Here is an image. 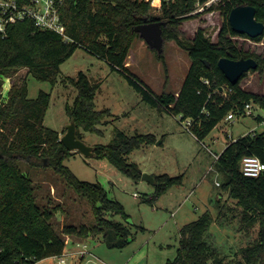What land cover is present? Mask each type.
Returning a JSON list of instances; mask_svg holds the SVG:
<instances>
[{
	"label": "trees",
	"instance_id": "obj_1",
	"mask_svg": "<svg viewBox=\"0 0 264 264\" xmlns=\"http://www.w3.org/2000/svg\"><path fill=\"white\" fill-rule=\"evenodd\" d=\"M198 1L203 0H161L158 13H152L150 0H63L60 15L68 40L56 31L37 27L29 18L8 24L4 33L0 31V264H32L46 256L61 255L67 234L87 237L98 233L108 246H120L130 240L128 214L123 204L110 197L101 183L78 178L64 163L73 151L63 144L56 129L43 123L50 93L39 90L36 97H29L27 77L12 83L6 93H2V76L26 67L28 74L53 82L60 71V63L81 46L120 71L150 104L187 118L188 129L198 139L204 138L228 112L240 113L248 101L264 109V93L246 90L239 81L230 82L217 65L218 58L223 55L231 58L252 56L257 61L254 69L264 71V56L239 47L233 36H249L233 30L228 20L230 9L244 3L253 5L255 17L264 21V0H220L218 7L224 19L215 41L202 27L191 38L184 37L179 28L183 19L196 14L193 10ZM156 19L164 21L161 25L163 42L174 39L190 58L177 93L153 91L132 74L126 64L134 37H141L135 25ZM261 37L250 38L260 40ZM150 48L162 58V51ZM74 83L77 93L72 104L66 105V110L75 121L76 134L81 138L79 128L95 131L96 124L109 111L95 108L97 84L92 83L85 72L80 70ZM153 138L152 133L127 135L117 130L107 143L92 145L93 155L106 156L125 174L139 179L140 168L134 161H128L126 155ZM246 154H255L264 161V130L232 137L218 153L215 163L225 173L219 184L240 206L242 224L249 228L255 221L259 223L257 239L239 247L240 254L246 264H264V171L256 176L244 174L240 161ZM22 161L50 166L87 199L93 223H68L61 231L56 230L51 221L54 211L36 203L34 184L24 172ZM176 181L175 176L166 172L155 174L152 198ZM219 201L220 197L216 218L224 207ZM108 214H120L122 220ZM211 220L212 215L206 209L182 224L176 253L165 264H226L209 239Z\"/></svg>",
	"mask_w": 264,
	"mask_h": 264
},
{
	"label": "rangeland",
	"instance_id": "obj_2",
	"mask_svg": "<svg viewBox=\"0 0 264 264\" xmlns=\"http://www.w3.org/2000/svg\"><path fill=\"white\" fill-rule=\"evenodd\" d=\"M151 5V12L158 13L159 6ZM222 19L218 4L212 5V8H203L194 16L183 19L179 28L184 37L191 38L202 27L205 34L215 41ZM261 35L260 40L242 35L233 36V39L244 50L264 56V34ZM126 64L128 70L153 91L177 93L190 58L174 39H165L160 59L142 37L136 36L129 48ZM80 70L92 83L97 84L95 108H107L109 111L96 124L95 131L79 128L81 139L95 145L107 143L117 130L127 135L152 133L153 140L134 148L126 159L134 161L141 172L152 175L166 172L177 180L152 198L154 182L132 178L106 156H88L72 150L64 163L78 178L101 183L110 197L123 204L128 214L129 241L120 246H108L100 234H90L85 241L87 249L108 264H165L176 253L179 227L207 209L212 215L209 239L217 246L226 264H246L239 247L252 244L257 239L259 223L255 221L246 228L240 221V206L217 183L224 180L225 173L218 169L213 153L218 154L227 141L250 131L253 126H256V131L264 130V124L255 118L257 113L264 115V109L250 101L253 103L252 115H235L230 120L224 117L204 138L198 139L187 128V118L182 119L179 113L174 114L150 104L120 71L81 46L60 63L55 81L37 78L28 74L26 67H20L2 76V93L24 77H27L29 97H36L39 90L49 92L43 123L61 135L71 120L66 105L72 104L77 93L74 80ZM239 84L246 90L264 93V71L249 69L240 78ZM21 166L33 181L36 203L42 208L53 209L51 221L56 230L61 231L63 225L68 223H93L87 199L50 166L34 165L27 161H22ZM219 197V203L224 207L220 217L216 218ZM108 216L122 220L120 214ZM67 238L64 252L68 254L62 264H93L87 259L92 257L90 255L81 261L78 253L73 256L79 249L76 240H85L86 237L82 239L67 234ZM57 259V256L51 255L32 264H59Z\"/></svg>",
	"mask_w": 264,
	"mask_h": 264
},
{
	"label": "built area",
	"instance_id": "obj_3",
	"mask_svg": "<svg viewBox=\"0 0 264 264\" xmlns=\"http://www.w3.org/2000/svg\"><path fill=\"white\" fill-rule=\"evenodd\" d=\"M152 1L153 0H150V3L153 4ZM219 1L220 0L198 1L194 11H200L211 5H217ZM62 2L63 0H0V31L4 33L8 24L16 22L17 20L29 18L33 20L37 27L56 31L61 34L64 39L68 40L69 36L66 33L65 25L60 15ZM160 2L161 0H158L156 6H160ZM252 105L253 103L248 101L244 104L243 110L240 113L236 114L234 111H230L226 114L225 118L230 120L235 115H252ZM257 114L260 115L258 118L259 123L264 124V115H261L260 113ZM186 126L188 128L189 120H187ZM255 130L256 128L253 127L250 131L253 132ZM213 156L217 158L218 154L214 152ZM240 167L244 174L256 176L264 171V161L255 154H246L240 161ZM217 183L219 182L217 181ZM76 253L80 256L89 254L92 256L89 257V260L92 261L93 264H108L92 254L87 249L86 244L82 243L79 249L76 250ZM67 254L68 253L63 252L61 255H58V261L62 263L65 262Z\"/></svg>",
	"mask_w": 264,
	"mask_h": 264
},
{
	"label": "water",
	"instance_id": "obj_4",
	"mask_svg": "<svg viewBox=\"0 0 264 264\" xmlns=\"http://www.w3.org/2000/svg\"><path fill=\"white\" fill-rule=\"evenodd\" d=\"M224 19V18H223ZM229 23L233 30L239 33H245L249 37L264 34V21L255 17V7L250 4L240 3L233 6L228 15ZM162 20H150L135 25V30L150 47H154L158 52L163 49ZM218 67L225 74L227 79L235 83L239 81L243 73L249 69L257 67V61L252 56L231 58L229 56H220L217 60ZM60 140L69 150H77L84 155H93V146L85 143L76 134V124L70 120L66 125V130L60 135ZM141 178L154 182V175L142 172Z\"/></svg>",
	"mask_w": 264,
	"mask_h": 264
},
{
	"label": "crops",
	"instance_id": "obj_5",
	"mask_svg": "<svg viewBox=\"0 0 264 264\" xmlns=\"http://www.w3.org/2000/svg\"><path fill=\"white\" fill-rule=\"evenodd\" d=\"M261 115H262V114H261ZM253 127L256 128V126H253ZM253 127H252V128H253ZM69 238H70V237H69ZM69 238H67L66 240H69ZM81 238L83 239V238H85V237H81ZM88 238H89V236H87V237L85 238V240H79V239H78V240H76V244L80 247L82 243H83V244H86L85 241H86ZM78 243H79V244H78ZM86 247H87V244H86ZM64 248H65V247H64ZM88 250H89V249H88ZM89 251H90V250H89ZM70 252L73 254V251H70ZM90 252H91V251H90ZM72 254H71V255H72ZM76 254H77V253L74 252V255H73V256H77ZM92 254H93V253H92ZM88 255H89V254H85L83 257H82V256H78L79 261H81L82 259H84V258H85L86 256H88ZM87 259L89 260V258H87ZM57 261H58V259H57ZM58 263H59V264H62V262H59V261H58ZM63 263H65V262H63Z\"/></svg>",
	"mask_w": 264,
	"mask_h": 264
},
{
	"label": "bare ground",
	"instance_id": "obj_6",
	"mask_svg": "<svg viewBox=\"0 0 264 264\" xmlns=\"http://www.w3.org/2000/svg\"><path fill=\"white\" fill-rule=\"evenodd\" d=\"M155 1H158V0H153V3H154Z\"/></svg>",
	"mask_w": 264,
	"mask_h": 264
}]
</instances>
